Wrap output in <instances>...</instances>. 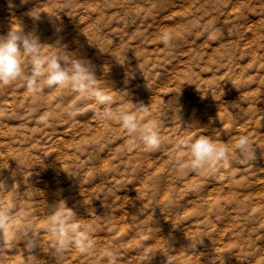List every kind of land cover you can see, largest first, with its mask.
I'll use <instances>...</instances> for the list:
<instances>
[{
    "label": "rangeland",
    "instance_id": "rangeland-1",
    "mask_svg": "<svg viewBox=\"0 0 264 264\" xmlns=\"http://www.w3.org/2000/svg\"><path fill=\"white\" fill-rule=\"evenodd\" d=\"M31 10L45 48L87 58L108 102L0 84V203L13 197L12 226L36 242L24 251L21 232L0 264H110L109 251L117 264H264V0H0V33L31 30ZM125 112L140 131L156 126V150L125 149ZM201 135L230 150L247 136L256 159L177 179L183 141ZM62 201L87 254L54 250Z\"/></svg>",
    "mask_w": 264,
    "mask_h": 264
},
{
    "label": "clouds",
    "instance_id": "clouds-1",
    "mask_svg": "<svg viewBox=\"0 0 264 264\" xmlns=\"http://www.w3.org/2000/svg\"><path fill=\"white\" fill-rule=\"evenodd\" d=\"M22 2L26 3L27 0ZM28 15L33 23L31 30L19 22L12 24L5 33H0V84L9 85L23 79L24 87L33 94L42 93L46 87H68L73 92L97 98L101 104L107 103L106 94L96 86V76L90 61L83 56L70 54L59 46L46 49L36 28L43 17L33 10ZM159 39L165 47H169L174 37L165 30ZM25 60L29 61L30 71L25 70ZM141 110L147 111V107L141 105ZM38 119L41 124H46L49 118L41 115ZM120 123L129 134L125 145L128 152L134 151L141 144L149 150H156L160 146L156 126L140 131L136 116L130 112L121 113ZM137 132L138 137L133 135ZM183 146L190 159L186 164L182 160L178 162L177 179H184L193 173L204 177L218 172L221 167L227 169L231 167L230 157L241 165L256 159L255 147L247 136H240L231 150L226 144L214 141L207 135L183 141ZM14 209L15 202L11 196L6 202L0 203V253H7L20 242L21 232L27 237L23 241V250L32 253L36 242L30 236V227L12 226ZM74 216L75 213L63 201L49 216V231L55 237L54 250L62 252L74 244L82 253L87 254L91 238L81 230ZM200 238L194 239L193 243H201ZM108 258L110 264H117L116 252L109 251ZM148 260L150 257H146L143 264Z\"/></svg>",
    "mask_w": 264,
    "mask_h": 264
},
{
    "label": "bare ground",
    "instance_id": "bare-ground-1",
    "mask_svg": "<svg viewBox=\"0 0 264 264\" xmlns=\"http://www.w3.org/2000/svg\"><path fill=\"white\" fill-rule=\"evenodd\" d=\"M133 135L138 136V135H139V132H137V133H135V134H133ZM242 258H243V257H242Z\"/></svg>",
    "mask_w": 264,
    "mask_h": 264
}]
</instances>
